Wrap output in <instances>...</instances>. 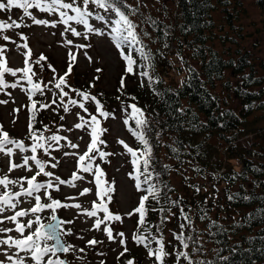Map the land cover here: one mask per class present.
<instances>
[{
  "label": "trees",
  "instance_id": "1",
  "mask_svg": "<svg viewBox=\"0 0 264 264\" xmlns=\"http://www.w3.org/2000/svg\"><path fill=\"white\" fill-rule=\"evenodd\" d=\"M172 2L171 8L161 0L156 9L142 10L136 20L132 16L138 12L129 15L150 60L141 58L135 50L138 45H124L122 49L124 55L140 58L147 73L138 85H126L122 75L116 89L120 100L142 110V118L147 121L142 131L151 147L148 172L142 162L139 172L135 165L131 170L140 182L133 210L141 197L148 195L145 190L149 183L144 182L148 173L150 183L158 189L155 199L150 195L145 201L144 223H139V213L133 214L132 244L138 250L142 248L151 264H161L155 255H149V248L155 252L161 240L168 253L163 264H177V252H187L192 264H264V138L256 140L257 133L252 130L254 136L248 144L238 139L250 131L245 129V124L253 121L250 115L256 110L264 114V58L248 56L247 49L240 50L238 44L232 52L215 45L216 40L220 44L225 39L238 41L228 36V28L236 29L239 36L241 33L242 25L233 24L241 11L237 0ZM255 2L264 10V0ZM79 3L82 5L83 0ZM33 8L28 9L32 16ZM218 8L222 11L219 22L214 17ZM15 10H20L19 15ZM61 10L76 14L71 9ZM122 10L130 13L127 7ZM13 13L15 18L11 19L17 24L23 17L31 18L24 9L14 7L0 11V20L10 23ZM261 21L264 25V18ZM170 55L178 60L175 64ZM56 90L53 92L58 96ZM39 93L36 108L30 110L29 129L44 138L59 136L62 122L51 118L46 124ZM129 109L125 121L129 129H135V119L130 118L133 110ZM212 135L219 145L208 140ZM131 137L134 150H142L144 145L133 134ZM209 145L215 146V154L210 155ZM173 176H179L178 184ZM171 218L174 225L170 228ZM134 236L148 237V247L138 244ZM179 264L189 261L180 257Z\"/></svg>",
  "mask_w": 264,
  "mask_h": 264
},
{
  "label": "rangeland",
  "instance_id": "2",
  "mask_svg": "<svg viewBox=\"0 0 264 264\" xmlns=\"http://www.w3.org/2000/svg\"><path fill=\"white\" fill-rule=\"evenodd\" d=\"M124 1L128 5H131L132 8L135 7L137 9L135 11L138 12L137 15L132 16L135 20L142 10L146 8H150L151 10L152 8L156 9L155 6L161 4V0ZM163 1L169 7H174L172 0ZM255 1L237 0L240 3L238 7L241 11L238 17L234 19L233 24L242 25L241 33L239 36L237 32H234L236 29L232 31L231 28H228V36L238 39L236 41L238 43L234 41L232 43L229 39H225L223 44H220L216 40L215 45L218 49H222L223 47L230 49L232 52L238 44L239 49H247L248 56L264 58V25L261 21L264 18V10L263 8H259ZM76 3L77 6H83V4L79 3V0ZM36 9L33 8V16L31 18L23 17L21 19L20 27L0 31V48H3L0 60L4 61L2 67L13 70L31 68L29 75L35 73L32 75V83L38 84L41 89L39 91L34 89V91H30L28 86L29 81L22 79L25 75L23 72L17 71L15 76L11 72H4L3 78L7 86L0 87V101H7V103H0V126H2L0 127V139H3V132L6 131L10 139L22 142L24 148L27 150H22L16 144H10L6 145L3 151H0V177L7 176L9 180L20 181L18 184H9L7 188L0 185V193L18 192L21 190V185L25 188L28 187L25 177L31 178L38 171L35 161L29 160L28 165L24 167L12 170L10 168L12 164L23 165V157L35 155L37 159L45 163V171H51L54 174L53 177H46L41 173L37 176V182H46L51 179L56 184L55 177H60L66 183L59 186V191L55 188L48 189L52 198L60 200L63 204H79L81 206L80 208L60 207L56 209L59 220L73 221V223L63 225L65 230H70V234L64 235L62 239L67 244L73 245L76 249L75 252L70 251L67 254L58 253L57 255L60 258H66L70 264H126L129 259H132L134 264H151L150 259L142 251V248L140 247L139 250L135 248L129 239L133 226V215L130 216L128 214L136 202L138 191L136 190L134 181L126 173L129 167H131V163H129V158L121 148L119 141L123 140L128 144L132 142L130 130L124 127L125 119L127 118L126 114H129L131 110L127 109V102L120 100L116 95L119 77L122 75L125 76L126 85H138L142 79L145 81V75H141V73H144L140 65L141 59L133 55V60L135 61L133 65L134 72L128 73L126 71L127 61L122 56L124 55L122 49L118 48L115 40L108 35L110 31L109 25L105 21L96 18L97 14H100L104 15L106 20H114L115 14L111 11L105 12L103 9L97 7H88V11L92 13L88 17L89 24L94 28L100 29L105 34L99 35L96 32H88L85 25L69 21L71 27L84 34L75 36L70 31H65L69 25L60 22L61 17L58 12H42ZM14 13L19 15L20 10H15ZM72 15L76 14L73 13ZM221 15L222 11L220 9L214 12L217 22H219ZM11 18H15V15L8 19L10 23L15 20L12 21ZM33 18L47 20L49 23L38 25L33 23ZM4 36H8L9 39L4 40ZM68 40H72L73 43L68 44ZM81 44L90 46L79 48L78 46ZM29 51L30 55H28ZM69 53H72L76 57L74 61L71 59ZM85 53H87V56ZM41 55L46 57V59L40 60ZM170 56L174 58L172 64H175L178 61L175 55ZM158 60L161 61L160 59ZM69 62L72 63V70L65 75L68 71ZM141 64L143 63L141 62ZM97 69H100V71H97ZM171 74H173V69ZM61 77L65 79V84L62 85L63 91L68 93V96H65L63 100L60 99L62 94L60 89L56 90L59 91L58 96L53 92L56 88L55 84L59 82ZM231 80L234 82L236 79L233 77ZM12 84H16L17 86L12 87ZM219 85L220 82L217 81L216 89L220 87ZM81 88L83 90L89 89L91 92L89 93L90 96H95L105 104L106 109L102 108V111L104 110V112L109 113L107 118L100 115L96 105L92 103L93 100L85 101L82 96L78 95ZM28 92H32V99L28 97ZM37 93H39L42 99V105H50V107H44V112L47 116L46 124L51 122V118L59 119L62 122L59 128L61 139L58 142L50 141L51 147H49L47 153L41 148L40 153H33L31 151L33 133L35 132L29 129L30 121L28 122V119L29 115L33 114V112L30 113V110H32L33 103L36 104L34 100ZM52 95L55 96L56 102L54 104L52 103ZM68 100H75L77 103L72 104ZM80 103L84 104V107L88 110L87 112L79 106ZM61 104L63 107H61ZM65 106L68 109L67 111L64 110ZM91 116L97 117L99 129L104 130L98 132V147L101 151L110 154L107 157L101 158L97 153H93L95 155L93 172L96 171L97 165L103 170L104 176L102 181L106 182L103 185L104 187L111 185L113 181L115 182L113 191L110 193L112 196L111 201H107L105 197L104 202L107 204L109 212L113 215L121 216V220L119 221H104L99 229L94 227L95 221L96 219L103 220L106 213L98 210L95 217H90L84 211L85 209L91 211L101 201L97 196V187L93 174L83 172L78 162L79 156L83 155L89 146L88 140L91 137V128L87 125L83 128L75 127L76 124L81 123L80 117L90 120ZM250 117L253 121L247 122L245 129L251 132L254 130L253 132L257 133L256 140L264 138V114L261 110H256V113L252 116L250 115ZM250 134L245 135L248 136L245 138L247 142ZM36 136L38 135L36 134ZM101 140L104 143H99ZM208 140L213 143L218 142L214 135L210 136ZM40 141H37V143H40ZM72 144H76L78 147L73 148ZM8 148L12 149L11 153L7 152ZM208 148H210V155L215 154L216 149L214 145H209ZM65 153H68V155H65ZM57 161L59 162L57 167L52 168L51 164ZM230 162H235V160L231 159ZM227 165L228 161L225 163V166ZM73 173L83 176L84 179L75 180L71 184L67 183V181L72 180ZM173 180L177 184L180 182L179 176H173ZM85 188L92 189V191L83 196L80 195ZM37 195H41L42 203H50L43 189ZM12 202L17 203L15 198ZM93 202H95V205ZM34 204V198L22 195L19 197V202L15 209L6 208L3 213H0V220L3 221L0 222V229H11V231L0 232V239L22 238L21 234L16 231V222L4 219V217L13 216L16 212L22 209H29ZM51 214V210L49 209H45L39 213L44 223L48 222V217ZM34 219L35 216L32 213L17 218L21 224H27L29 220ZM173 222L171 218L168 222L170 228L174 225ZM107 228H111L112 230V239L108 238ZM28 232L29 230L26 229L24 235H27ZM121 232L124 233L123 237L119 235ZM166 237L169 243L171 238L168 232L166 233ZM93 239L99 243L89 245L88 241ZM122 240L124 243H121ZM125 247L128 249L127 252L124 251ZM81 248L84 249L83 252L79 251ZM121 252H124L123 256L120 255ZM18 256L24 257L26 264H32V261L26 254L18 251L16 247H9L7 244L0 245V261H3L4 264H14ZM8 257H13V260H9Z\"/></svg>",
  "mask_w": 264,
  "mask_h": 264
},
{
  "label": "snow or ice",
  "instance_id": "3",
  "mask_svg": "<svg viewBox=\"0 0 264 264\" xmlns=\"http://www.w3.org/2000/svg\"><path fill=\"white\" fill-rule=\"evenodd\" d=\"M75 0H73L72 3H65L64 0H0V11L11 9V8H20L25 10V15L32 16V13L28 11L30 8H37L40 11L43 12H58L59 16L61 17V21L65 25H69V21H75L79 24L85 25L87 27L88 32H96L99 35H104L105 33L102 32L100 29L94 28L92 25L89 24L88 17L92 15L90 11H88V5L94 4L97 8L103 9L105 12L111 11L115 14V19H109L106 20L104 15L97 14L96 18L105 21L109 25L110 31L108 32V35H110L116 42V46L118 48L123 49L124 45L128 46H137L136 51L139 52L140 56L144 60H150V55L148 52L145 51L144 46L141 44L140 39L138 38V34L136 32L137 25L129 18V15L131 13H134L137 11V9L132 8L131 5H125L124 0H83V10L81 6H74ZM127 7L130 10L129 14H126L125 11L122 10V8ZM61 9H71L73 10L76 15H68L67 12L62 11ZM33 23L41 25V24H48L49 21L43 20V19H35L33 18ZM14 27H20L19 24H17L15 21L11 23H6L2 20H0V29H11ZM65 31H70L75 36H81L84 35L80 31H77L75 28L71 27L69 25L68 28L65 29ZM4 40H8V36L3 37ZM68 44H72V40L67 41ZM90 45H79V48H85L89 47ZM26 47V45H25ZM3 54V48H0V55ZM30 51L28 55H30ZM71 56V59L74 61L76 57L72 55V53H69ZM87 56V53H85ZM124 60L127 61L126 71L128 73H133L134 68L133 65L135 64V61L133 60L131 55H124ZM46 57L41 55L40 60H45ZM39 63V61H37ZM4 64V61L0 60V87H6L4 82V72H11L13 76L16 75L17 71L25 73V75L22 77V79H27L29 83L32 82V75L35 73L31 72V68H23V69H17L13 70L11 68H3L2 65ZM51 67V65H49ZM54 70V69H53ZM72 70V63L69 62L68 65V71L65 73V75L68 74V72H71ZM97 71H100V69H97ZM141 75H147L146 72L141 73ZM65 84V80L63 77L60 78L59 82L55 84V87L57 89L61 90V96L60 99L63 100L65 96H68L67 92L63 91L62 85ZM12 87H16V84H12ZM33 89L36 91L41 90L40 86L38 84H33ZM78 95L82 96L85 101L87 100H93L96 102V108L97 111L100 113V115L104 116L105 118L108 117L109 113L102 111V105L100 102L96 99L95 96H90L87 93L79 92ZM56 101L53 100L52 103L54 104ZM72 104H76L77 101L70 100L69 101ZM0 103H7V101H0ZM81 108L84 109L85 112H87V108L84 107L83 103H80L79 105ZM33 109L36 108V104L33 103L32 105ZM42 107H50V105H42ZM133 110L132 116L130 118L135 119L137 128L133 129L130 128L129 130L132 132V134L144 145L143 149H137L133 150L131 147H129L124 141H119L123 145V147L131 153L133 156V164L136 166L137 172L140 170V164L141 162L144 165V171L148 172V167L150 163L151 158V147L145 138L144 132L142 131L143 126L147 123L146 120L142 118L143 112L141 109L137 108L135 104H132L130 106ZM65 111H67V107L65 106ZM81 123H78L75 125L76 128H83L85 125H87L89 128H91V143L87 148V151L83 153V155H80L78 158V162L80 164V169L85 173H92L95 179V185L97 187V196L99 197L101 203L99 205H96L93 207L91 211H88L85 209L84 211L86 214L90 217H95L97 215L98 210H102L106 215L104 216L103 220L96 219L94 227L99 229L100 225L104 221L108 220H121V216L119 215H113L111 212H109V209L107 207V204L104 202L105 197L107 198V201H111L112 196L111 192L113 191L114 181L111 185H108L107 187H104V181H102V178L104 176V172L102 169L99 168V165L96 166V171L93 172V161L95 160V155L93 153H97L101 158L107 157L110 155L107 152L101 151L98 147V130L104 131L99 129V120L96 116H91L90 120H85L83 117H80ZM127 123V121H126ZM2 127V126H0ZM61 139L58 135H51L49 137L44 138L43 134L38 137L35 133H33V145L31 147V151L33 153H36L37 147H40L44 150V152L49 151V147L51 145L49 144L47 147L45 146V143L48 141L51 142H58ZM44 140L45 143H39L37 144V141ZM99 143H104V141H99ZM10 144H16L17 147L21 148L22 150H27L24 148V145L22 142H17L16 140L10 139L9 134L5 131L3 132V139H0V151H3L6 147V145ZM73 148L78 147L76 144L71 145ZM12 149L8 148L7 152L11 153ZM139 153V155H138ZM65 155H68V153H65ZM24 164H12L10 170L14 168H20L28 165L29 160L35 161V164L38 168V171L35 173V175L31 176V178L25 177L27 180L28 187L25 188L23 185H21V190L15 193H9L4 192L0 193V213H3L6 208L15 209L17 207V203L19 202L20 196H26L30 198H34L35 204L26 210H20L15 213L13 216L4 217V219H8L10 221L16 222V231H18L21 234L22 238L19 239H12L9 238L8 240L0 239V245L7 244L9 247H16L18 251L24 252L26 256L32 261V264H70V262L64 258L61 259L60 256L57 254H67L70 251L75 252L76 249L73 245L67 244L63 241V236L66 234H70V230H65L63 228V225L66 223H73V221H63L59 220L56 215V209L60 207L64 208H80L81 206L79 204H63L60 200L53 199L51 196V193L48 192V189L55 188L57 191H59V186L61 184L66 183L65 180H62L60 177H55V180L57 181L56 184L53 183L51 179L47 180L46 182H37V176H39L41 173L46 177H53V172L51 171H45V163H43L40 159H37L35 155L32 156H25L23 157ZM87 161V163H85ZM58 161L56 163H52L51 167L56 168L58 165ZM131 175V174H130ZM83 176H79L76 173H73L72 180L67 181V183H72L75 180H83ZM137 180L136 187L140 188V182H139V176L137 175L135 177ZM151 181V174L148 173V175L145 177V183H149V187L145 190L148 195H143L140 199L139 206L133 210V212H130L128 215H133L134 213H139V223H144V215H145V201L149 199V196L151 195L154 199L156 198V192L158 189L154 185L150 183ZM20 183L19 180H9L7 176L0 177V185H3L4 188H7L9 184H18ZM73 186H75L73 184ZM41 189L44 190V194L47 196V199L50 201V203H42L41 202V195H37L41 191ZM199 190V189H197ZM92 189L85 188L80 193V195H85L86 193L91 192ZM16 199L17 203H13V199ZM95 205V202H93ZM175 203V202H173ZM45 209L51 210V215L48 217V222L44 223L42 220V217L39 215V213L43 212ZM162 210V209H161ZM29 213H32L35 216L34 220H29L27 224H21L17 218L23 217L29 215ZM185 219H188L185 217ZM0 222H3L0 220ZM35 225V227H33ZM183 227V225L181 226ZM28 229L29 232L27 235H24L25 230ZM5 231H11V229H0V232ZM107 235L109 239H112V230L111 228L106 229ZM121 237L124 236V233H119ZM133 239L136 240L138 244H144L145 247H148V243H145V241L150 240L148 237H142V236H134ZM176 239L182 240V236H177ZM99 243L95 239L89 240V245H96ZM121 243H124L122 240ZM184 247L187 248L188 245L184 244ZM80 252H83L84 249L81 248L79 250ZM125 252L128 251V249L125 247ZM121 256L124 255V252L120 253ZM149 255H155L157 260L161 261V264H163V258L164 256L168 255L164 251V246L162 240L160 241V248L156 250L155 252L149 248ZM177 264H179V258L184 257L186 260L189 261V264H192L191 258L189 257L187 252H177ZM47 258V259H46ZM9 260H13V257H8ZM0 264H4L3 261H0ZM14 264H26L24 257H17L14 261ZM126 264H134V261L132 259H129ZM200 264H204L203 261L200 262Z\"/></svg>",
  "mask_w": 264,
  "mask_h": 264
}]
</instances>
